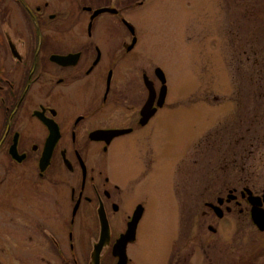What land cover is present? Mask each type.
I'll return each mask as SVG.
<instances>
[{
    "label": "flooded vegetation",
    "instance_id": "1",
    "mask_svg": "<svg viewBox=\"0 0 264 264\" xmlns=\"http://www.w3.org/2000/svg\"><path fill=\"white\" fill-rule=\"evenodd\" d=\"M145 3L0 0V264H146L155 175L177 153L182 110L140 58L127 18ZM241 191L203 213L249 204ZM204 245L188 231L166 264H192L196 247L214 264Z\"/></svg>",
    "mask_w": 264,
    "mask_h": 264
},
{
    "label": "rangeland",
    "instance_id": "2",
    "mask_svg": "<svg viewBox=\"0 0 264 264\" xmlns=\"http://www.w3.org/2000/svg\"><path fill=\"white\" fill-rule=\"evenodd\" d=\"M127 19L145 67L163 71L182 110L167 150L177 153L162 152L155 175L161 200L143 229L146 264H166L188 231L205 239L214 264H264L250 204L220 220L203 213L230 189L264 195V0H147ZM193 257L207 264L198 247Z\"/></svg>",
    "mask_w": 264,
    "mask_h": 264
},
{
    "label": "water",
    "instance_id": "3",
    "mask_svg": "<svg viewBox=\"0 0 264 264\" xmlns=\"http://www.w3.org/2000/svg\"><path fill=\"white\" fill-rule=\"evenodd\" d=\"M100 11H104V10H99L98 12H100ZM157 74L161 78V82L164 85L163 86L164 88L162 89V96H163L162 98H164V95H165L164 73L162 72V70L160 68H158ZM245 195H247V201L251 205V209H250L251 221L253 222V224L256 226V228L258 230L264 231V210L261 208L262 204H264V195L262 197L255 196L247 188H245L241 191V196L245 197ZM227 197H234V195L230 193L227 195ZM219 202L221 203L220 200H219ZM213 209L215 210L216 215L218 217H221V213H219L220 211L219 212L217 211V207H213Z\"/></svg>",
    "mask_w": 264,
    "mask_h": 264
}]
</instances>
